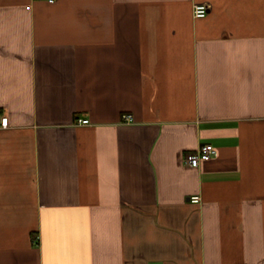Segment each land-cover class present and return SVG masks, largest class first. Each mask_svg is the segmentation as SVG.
Returning a JSON list of instances; mask_svg holds the SVG:
<instances>
[{
    "label": "crops",
    "instance_id": "0c3cea01",
    "mask_svg": "<svg viewBox=\"0 0 264 264\" xmlns=\"http://www.w3.org/2000/svg\"><path fill=\"white\" fill-rule=\"evenodd\" d=\"M1 115L0 264H264V0H0Z\"/></svg>",
    "mask_w": 264,
    "mask_h": 264
},
{
    "label": "built area",
    "instance_id": "2783aa9c",
    "mask_svg": "<svg viewBox=\"0 0 264 264\" xmlns=\"http://www.w3.org/2000/svg\"><path fill=\"white\" fill-rule=\"evenodd\" d=\"M53 1V0H49ZM208 5L206 3H197L193 6V15L195 17H203L208 12ZM127 120H131L129 115L124 116ZM78 122L86 123L88 122L87 119H81L78 120ZM8 118L5 115L0 116V126L5 127L7 126ZM215 154L214 146L210 143H205L200 145L195 150H192L190 152H187L184 156V163L190 167H197L200 165L202 161L210 160ZM199 196L194 195L190 197V201L192 202H198Z\"/></svg>",
    "mask_w": 264,
    "mask_h": 264
}]
</instances>
